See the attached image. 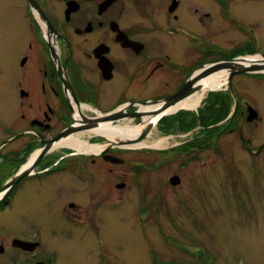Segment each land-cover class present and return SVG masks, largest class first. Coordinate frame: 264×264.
<instances>
[{"label": "flooded vegetation", "instance_id": "obj_1", "mask_svg": "<svg viewBox=\"0 0 264 264\" xmlns=\"http://www.w3.org/2000/svg\"><path fill=\"white\" fill-rule=\"evenodd\" d=\"M0 6V213L13 217L15 235L0 238L5 264H51L37 260L44 244L32 220L40 204L52 212V230L96 219L103 226L116 217L111 208L128 200L133 180L149 170L148 151L132 155V148L90 130L138 126L149 107L165 110L163 102L190 76L196 84L200 67L264 55L255 31L264 0H0ZM214 95L207 93L201 107ZM212 100L221 101L218 116L228 99ZM201 107L158 122L161 134V128L190 134L166 149L179 154L172 156L178 185L190 170L210 165L208 158L194 160L210 135L197 127ZM63 133L60 141L78 138L81 145L56 147ZM196 136L205 142L198 148Z\"/></svg>", "mask_w": 264, "mask_h": 264}, {"label": "rangeland", "instance_id": "obj_2", "mask_svg": "<svg viewBox=\"0 0 264 264\" xmlns=\"http://www.w3.org/2000/svg\"><path fill=\"white\" fill-rule=\"evenodd\" d=\"M256 28V39L264 50V16H259ZM256 56L259 54L237 57L254 60ZM261 57L258 62L264 61V55ZM228 82L207 92L226 96H210V101L228 99L223 103L229 107L224 119L211 126L197 122L198 129L207 127L210 135L207 149L194 160L198 163L208 158V167L197 166L180 178L178 186L172 185L170 181L178 172V160L174 162L172 156L179 154L166 149L187 140L190 134L180 138L164 128L161 134L157 124L143 136L141 127L135 142L121 143L127 147L144 142V147L132 149V155L148 151L149 170L133 180L128 200L111 208L116 217L111 222L104 218L103 226L96 219L88 223L90 227L74 224L76 230L60 232L50 228L52 212L40 204L41 213L32 220L44 244L37 260L51 264H264V71L233 76L229 82L232 91L226 90ZM244 105L252 108L259 120L244 122L240 115ZM203 106L198 110L200 121L206 120L201 112L210 111L211 103ZM126 124L118 122L114 127ZM192 142L196 147L205 144L199 136ZM12 225L13 217L0 213V238L15 237L10 232ZM91 227L94 230H87ZM197 248L206 251L198 255L193 251Z\"/></svg>", "mask_w": 264, "mask_h": 264}, {"label": "bare ground", "instance_id": "obj_3", "mask_svg": "<svg viewBox=\"0 0 264 264\" xmlns=\"http://www.w3.org/2000/svg\"><path fill=\"white\" fill-rule=\"evenodd\" d=\"M261 56H256V58L247 59V62H244L245 65H252V63H259L257 59L261 60ZM254 61V62H251ZM251 62V63H250ZM264 71V70H263ZM228 78V71L227 70H221L219 72H215L211 75H208L204 77L201 81V90L196 92L194 95L188 97L186 100L178 103L177 105H174L172 107H168L165 110L160 109V105L149 107V113L146 118L142 121L144 125H154L158 124L159 120L165 116L175 114L177 111L181 110H193L199 107L200 102L204 99L206 96V93L211 90H219L221 87H223L224 84H226ZM141 126L140 125H134L131 126L130 124H126L124 126H117V127H110V125L106 124H100L97 126L96 129L90 130L89 134H100L104 135L107 139L115 140L118 143L119 142H127V141H134L136 140L139 130ZM85 135V134H82ZM81 135V136H82ZM73 146V147H79L81 145L80 140L78 138H67L60 142H58L55 146L56 147H67V146ZM144 142L139 143H132L131 145H127L128 148H134L139 149L144 147ZM151 145H154L153 147L158 146V144L152 143Z\"/></svg>", "mask_w": 264, "mask_h": 264}, {"label": "water", "instance_id": "obj_4", "mask_svg": "<svg viewBox=\"0 0 264 264\" xmlns=\"http://www.w3.org/2000/svg\"><path fill=\"white\" fill-rule=\"evenodd\" d=\"M244 62H247V58L237 57V58H234L231 60L224 61L221 64H217L216 62H213L209 65L200 67L198 73L196 74L197 86H195V84H194V81H195L194 76H190L188 78V81L181 87V90L174 93L169 100H165L163 102L164 104L162 107L167 109L168 107H170V105L174 106L175 103H177L181 99L183 94L192 93V92H195L196 90H201L202 87L198 83L204 77L211 75L215 72H219L221 70H228V74H229L228 81L231 82V78L233 75H236V74H252V73L262 72L264 70V61L263 62L260 61L259 63H252V65H249V64L245 65ZM251 62H254V61H251ZM229 82H228L229 90L232 91L230 88ZM247 111H248V117L246 119L247 122H252V121L257 119L258 116L252 108H248ZM104 121H110V122L114 121V117H106V118H104ZM151 128H152L151 125L147 126L144 129L145 131H143L144 133L142 135L145 136L146 133H148L149 129H151ZM65 134L66 133L59 135L55 140H58V141L61 140V138H63V136ZM178 181H179L178 178L174 177L171 179L170 182L172 183V185H177L179 183ZM13 183L14 182H12V184ZM15 244L16 243L14 242V245ZM23 249H25V248H23ZM37 264H43V263H37Z\"/></svg>", "mask_w": 264, "mask_h": 264}, {"label": "trees", "instance_id": "obj_5", "mask_svg": "<svg viewBox=\"0 0 264 264\" xmlns=\"http://www.w3.org/2000/svg\"><path fill=\"white\" fill-rule=\"evenodd\" d=\"M209 103H211V106H209V110L211 111L212 110V112L215 114L217 111H220V107H217L216 105H217V103H218V101L217 100H212V101H208ZM228 102V101H227ZM228 108L229 107H224L223 106V109H224V111L220 114V115H218L217 117H215V118H210V119H203V120H205V121H203L201 124H205V126H211L212 124H216V122H218V121H221L222 119H224V117L227 115L226 113H227V110H228ZM210 111H208V112H210ZM211 113V112H210ZM212 114V113H211ZM213 115V114H212ZM202 119V118H201ZM196 254H198V255H202V254H204L205 253V251H203V250H199V251H197V252H195Z\"/></svg>", "mask_w": 264, "mask_h": 264}]
</instances>
